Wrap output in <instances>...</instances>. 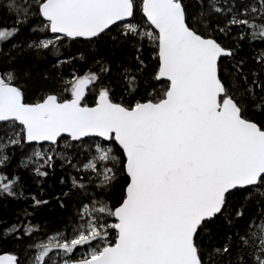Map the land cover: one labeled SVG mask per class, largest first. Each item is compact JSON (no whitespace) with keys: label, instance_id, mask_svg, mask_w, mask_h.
Wrapping results in <instances>:
<instances>
[{"label":"snow or ice","instance_id":"6c2138e0","mask_svg":"<svg viewBox=\"0 0 264 264\" xmlns=\"http://www.w3.org/2000/svg\"><path fill=\"white\" fill-rule=\"evenodd\" d=\"M0 16V169L19 150L37 186L0 171V198L47 205L59 169L65 211L0 222L16 245L0 264H264V0H0Z\"/></svg>","mask_w":264,"mask_h":264},{"label":"trees","instance_id":"16d2710c","mask_svg":"<svg viewBox=\"0 0 264 264\" xmlns=\"http://www.w3.org/2000/svg\"><path fill=\"white\" fill-rule=\"evenodd\" d=\"M0 20H5V17L0 16ZM7 23L10 25L12 23V20L7 19ZM28 35V30L27 28H25L17 37V40L23 41L28 38ZM103 54L104 52L103 50H101L100 55ZM49 58L51 59V57ZM76 67L83 68L86 67V65L77 64ZM26 152L30 154L31 149H26ZM21 155V152L17 150L10 165L6 169H0V171L6 172L9 177L13 175L23 176L25 195H27L29 192L36 193L37 186L34 181V174H32L29 170H26L19 166ZM61 175H63V173L58 169L56 176H49L44 179V188L47 194L42 198L49 200V203L40 208L33 209L29 207V205L31 204V200L12 197L0 198V222H7L11 224L16 222L17 220H24V216L22 215V213L25 209H27V211L35 213L33 217L28 218L33 224L48 222L52 225L53 228L56 227L58 220L65 215V211L59 207V203L54 199V197L57 196L62 190V186L59 184L58 179ZM63 190L66 191L67 189L64 188ZM25 222L27 223V221ZM14 247H16V245H14L11 240H0V251H11Z\"/></svg>","mask_w":264,"mask_h":264}]
</instances>
